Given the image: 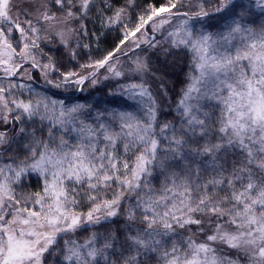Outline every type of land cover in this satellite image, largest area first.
Segmentation results:
<instances>
[{
    "label": "snow or ice",
    "instance_id": "snow-or-ice-1",
    "mask_svg": "<svg viewBox=\"0 0 264 264\" xmlns=\"http://www.w3.org/2000/svg\"><path fill=\"white\" fill-rule=\"evenodd\" d=\"M135 6L0 0V122H20L19 133L32 137L25 159L0 164V264H52L53 257L55 264H264V25L257 31L242 23L236 8L244 6L234 0H161L133 17ZM253 7L264 14V0ZM93 13L102 28L119 25V42L102 58L78 63L79 71H61L40 41L54 37L68 48L69 39L88 35ZM219 13L224 24L216 32L191 23ZM165 43L166 52L189 54L179 127L157 124L144 83L122 85L120 94L146 118L66 107L20 82L36 71L55 88L83 91L101 69L105 80L149 72L142 52ZM76 47L88 45L75 39L72 60ZM138 49L125 68L121 58ZM34 119L48 121L47 141L26 132ZM13 143L0 132V157ZM32 173L42 178L41 191L25 183ZM154 174L163 177L159 188ZM122 212L123 239L93 230ZM82 231L89 233L83 240Z\"/></svg>",
    "mask_w": 264,
    "mask_h": 264
},
{
    "label": "trees",
    "instance_id": "trees-1",
    "mask_svg": "<svg viewBox=\"0 0 264 264\" xmlns=\"http://www.w3.org/2000/svg\"><path fill=\"white\" fill-rule=\"evenodd\" d=\"M236 1V0H235ZM109 2L113 5V7H121L125 4V0H109ZM161 0H136L135 12L132 13V16L141 13L144 11L148 4L150 3H159ZM105 15H111L110 11H105ZM224 13L217 14V18L223 17ZM223 21V20H222ZM86 23V28L88 31L87 36H79L80 44L88 45V47H76L75 51L77 53V59L72 60L65 47H59L56 49L57 51V58H58V67L61 71L67 69L72 71H79L77 64H83L89 60H97L102 58L104 55L107 54L108 51H111L113 47L119 42V39L122 36V32L119 30V25H115L111 28H102L100 21L97 19L95 13L90 17ZM210 28L215 29L218 28L219 25H209ZM167 49V48H165ZM54 47L51 46L49 49L53 51ZM176 51V50H175ZM146 52L145 58L150 60V72L148 74H142L139 79L143 78L144 80L149 79L154 84L155 88L158 89V92H163L167 97L168 101L165 105H163V109L165 107V111H163V119L166 122L167 120H171L167 115L170 112H174V108L177 107L178 101L181 98L182 90L187 86L189 73H190V63H189V54L184 53L181 54L179 51H176L177 54L173 55L170 53L171 51H161V55H154L156 58H152V53ZM162 57V59H161ZM130 57H126V59L122 60V64L125 68L128 66ZM37 73V72H36ZM38 75V73H37ZM135 75V74H133ZM112 84L114 85L113 81H109L106 83H101L96 88L93 93L98 92L101 95L100 101L102 102L103 106H109L108 101L109 98L107 96V91L112 88ZM88 85V83L86 84ZM45 88V87H44ZM49 89L50 87L46 88ZM55 92V91H54ZM103 93V96H102ZM55 95L58 96H68L69 94L63 95V93L55 92ZM71 95L69 97H73ZM79 96V95H78ZM75 96L74 97H78ZM72 99V98H64L70 102H78L82 96H79L80 99ZM108 100V101H107ZM89 102V101H88ZM92 105H98L95 102H91ZM174 114V113H171ZM35 120V119H34ZM33 121L27 122L26 132L29 133H45L48 135V130L45 128H41L43 125L41 121L40 123L35 124ZM38 120V119H36ZM172 122V121H171ZM29 125H31L29 127ZM46 140V139H43ZM155 179H159L158 175H155ZM26 184L30 185L29 190L32 192L41 191L42 190V178L31 177L25 182ZM156 184V181H154ZM126 211V209H124ZM127 221L123 212L120 216L113 218L110 222L101 223L100 225L94 226L93 230L99 229L101 234H106L108 231H113L117 236H120L123 239V233L126 230ZM139 225H137L138 227ZM87 235L88 232H81L78 234V238L83 240ZM55 257H53L52 264H55ZM148 264H156L154 260L149 259Z\"/></svg>",
    "mask_w": 264,
    "mask_h": 264
},
{
    "label": "rangeland",
    "instance_id": "rangeland-1",
    "mask_svg": "<svg viewBox=\"0 0 264 264\" xmlns=\"http://www.w3.org/2000/svg\"><path fill=\"white\" fill-rule=\"evenodd\" d=\"M234 3L238 4V5H243L244 7H238L236 8V12L237 14L243 12L244 15L241 18V22L242 23H248L251 27H253L254 29H256L257 31H259L261 25H264V14H262L260 12V10L258 8L253 7L255 0H236ZM224 16V15H223ZM196 30H199L201 27V23L204 24L205 26V30L207 31H211V32H216L220 29H222L224 21H222L220 18H212V17H207L205 18V20L203 22H197V21H192L191 22ZM210 24L213 25H219L218 28L212 29L209 27ZM47 35V34H45ZM79 39V36L74 37L72 39H69L68 42V48H66L67 53L69 54V49L73 47L74 44V40ZM157 39L158 40H162V37L160 35H157ZM53 46L54 50L49 52L50 47ZM58 46L60 47H65L63 44L60 43L58 38H54V37H49L46 40H42L40 41V48L43 50L45 56H51L54 61L57 63L58 66V58H57V51L56 49L58 48ZM127 43L123 46V48H127ZM144 48V46H142V49ZM165 48H168V45L165 43L162 45V47L158 48V49H154V50H148V53H152L150 55H152V58H156V56L154 55H161V51H163ZM142 49H138L136 53H129V56L127 57H132L135 56L137 53H141ZM179 51L181 54L186 53L184 50H176ZM175 51V49H172L170 53H173V55L177 54V52ZM169 52V51H168ZM146 52H142V55H146ZM70 56V55H69ZM144 56H142V58H145ZM39 58V57H38ZM126 59V57H122L121 58V62L122 60ZM147 59V58H146ZM162 59V57H161ZM148 63H150V60L147 59ZM150 67V64H149ZM35 73H33V80L29 81L27 80V78H25L24 80L20 81L21 83H25L28 85H31L32 88H34L37 92H39L42 95H46L49 98L53 99V100H57V101H62L64 103V105L67 106H71V105H75V104H82L87 106L88 111L93 112V114H95L96 112H105L106 110L108 112L111 111H116V112H123V111H138L140 113V115L142 117L147 116V113L145 110H143L140 105L136 104L134 101H130L127 99V96L125 95H121L120 93L122 91H124V89L121 87L122 85H128L131 83H144L146 84L148 91L152 93V96L155 99L156 105H157V124H163V123H170L172 125H177V127H179L178 125V121H180L182 118L178 115V105L177 107L174 108V112H170L167 117H169L171 120H167L166 122L164 121L163 117H162V113L163 111H165V107L163 109V105H165L168 101V97L163 93V92H158V89L155 88L154 84L152 83L151 80L147 79L144 80L143 78L139 79V77H142L140 75H129V74H125L124 76L120 77V78H109L107 80L103 79V70H101V75L100 78L98 80V82L93 86V85H83V91H81L79 96H82L83 98H79V96L76 98L74 97L75 94L78 93V90H76V86L72 85V86H62L60 88H55L47 83H45V81L43 80V78L40 76V74L36 73V71H34ZM150 72V71H149ZM144 73L145 75L148 74ZM53 78H55L57 81L59 80V75L57 73H52L51 74ZM147 76V75H146ZM15 79V78H14ZM113 81L114 85L112 84V88L109 89L107 91V96L109 98L108 104L109 106H103L102 102L100 101L101 99V95L98 92L93 93V91L100 87L99 85L101 83H106L109 81ZM35 82H38L39 84H43L42 87L39 84H36ZM50 87V91L49 89H46ZM57 93H63V95L69 94L68 96H58L55 95V92ZM71 95H74L73 97H69ZM29 95V93L27 91L24 92V97L26 98ZM103 96V93H102ZM104 97V96H103ZM64 98L68 99V98H76V99H80L78 100V102H70L68 100H65ZM89 101V102H88ZM91 102H95L98 105H92ZM174 113V114H171ZM40 120H34L35 124L40 123ZM172 121V122H171ZM30 122V121H28ZM43 125L41 126V128H45L48 130V121H43L41 122ZM53 131L55 132V129H53ZM34 134L35 138L37 140H43L46 139L45 141L48 140V135H46L45 133H32ZM9 137V136H8ZM65 137L69 140V142H73L75 140V136L74 135H69V134H65ZM10 139V137H9ZM32 146V137L31 136H25L24 134L20 133L14 143V145L11 147L12 151L7 152L6 154H4L2 157H0V164H3L5 162H10V157L14 158L15 160H17V162L21 159H25L26 158V153H27V148ZM3 149V148H0ZM0 152H2L0 150ZM155 175L153 177V183L154 181H156L155 186L157 188H159L160 183H162L163 181V177L158 176L159 179H155ZM31 177H37V178H41L39 177L37 174L32 173L29 178ZM121 215V214H120ZM118 215V216H120ZM183 231V230H181Z\"/></svg>",
    "mask_w": 264,
    "mask_h": 264
},
{
    "label": "flooded vegetation",
    "instance_id": "flooded-vegetation-1",
    "mask_svg": "<svg viewBox=\"0 0 264 264\" xmlns=\"http://www.w3.org/2000/svg\"><path fill=\"white\" fill-rule=\"evenodd\" d=\"M33 73H35V72L33 71ZM35 83L39 84L38 82H35ZM39 85L44 87L42 83L39 84ZM19 126H20V122H16V121H13L11 124H5L3 122H0V132H6L7 135L10 137V140L16 141L18 135L20 134L19 131H18ZM26 126H27V122L25 124V128H26ZM13 145H14V143L11 144V145H8L6 147H12ZM0 150L2 152H4V149H0Z\"/></svg>",
    "mask_w": 264,
    "mask_h": 264
},
{
    "label": "water",
    "instance_id": "water-1",
    "mask_svg": "<svg viewBox=\"0 0 264 264\" xmlns=\"http://www.w3.org/2000/svg\"><path fill=\"white\" fill-rule=\"evenodd\" d=\"M234 2H235V0H234ZM101 70H103V69H101ZM80 93H81V91H78V93L76 94V96L80 95Z\"/></svg>",
    "mask_w": 264,
    "mask_h": 264
}]
</instances>
